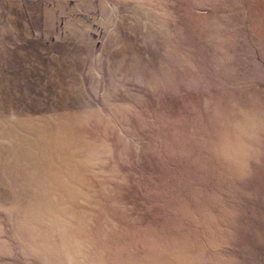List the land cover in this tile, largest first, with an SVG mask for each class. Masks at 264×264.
<instances>
[{
	"label": "rangeland",
	"instance_id": "1",
	"mask_svg": "<svg viewBox=\"0 0 264 264\" xmlns=\"http://www.w3.org/2000/svg\"><path fill=\"white\" fill-rule=\"evenodd\" d=\"M0 264H264V0H0Z\"/></svg>",
	"mask_w": 264,
	"mask_h": 264
}]
</instances>
